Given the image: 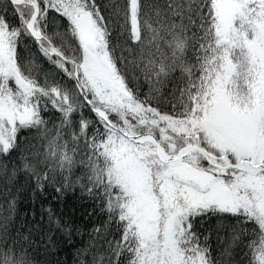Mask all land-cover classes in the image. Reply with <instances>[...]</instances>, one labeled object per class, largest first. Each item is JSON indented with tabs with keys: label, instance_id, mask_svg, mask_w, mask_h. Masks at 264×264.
Wrapping results in <instances>:
<instances>
[{
	"label": "snow or ice",
	"instance_id": "1",
	"mask_svg": "<svg viewBox=\"0 0 264 264\" xmlns=\"http://www.w3.org/2000/svg\"><path fill=\"white\" fill-rule=\"evenodd\" d=\"M257 44L264 0H0V172L21 129L83 141L126 264H264ZM0 264L35 262L0 231Z\"/></svg>",
	"mask_w": 264,
	"mask_h": 264
},
{
	"label": "trees",
	"instance_id": "2",
	"mask_svg": "<svg viewBox=\"0 0 264 264\" xmlns=\"http://www.w3.org/2000/svg\"><path fill=\"white\" fill-rule=\"evenodd\" d=\"M51 129L59 123L43 114ZM72 163L48 154L44 129H21L0 172V231L35 264H126L122 222L87 163L90 147L65 136Z\"/></svg>",
	"mask_w": 264,
	"mask_h": 264
},
{
	"label": "rangeland",
	"instance_id": "3",
	"mask_svg": "<svg viewBox=\"0 0 264 264\" xmlns=\"http://www.w3.org/2000/svg\"><path fill=\"white\" fill-rule=\"evenodd\" d=\"M225 2V0H218V3L223 4ZM253 51L256 55L262 56L264 57V47L260 46V45H254L253 46Z\"/></svg>",
	"mask_w": 264,
	"mask_h": 264
}]
</instances>
